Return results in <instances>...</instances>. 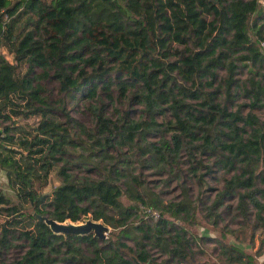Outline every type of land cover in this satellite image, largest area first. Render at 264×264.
Segmentation results:
<instances>
[{
	"label": "trees",
	"instance_id": "1",
	"mask_svg": "<svg viewBox=\"0 0 264 264\" xmlns=\"http://www.w3.org/2000/svg\"><path fill=\"white\" fill-rule=\"evenodd\" d=\"M261 42L264 0H0V264H264ZM30 207L109 232L55 234Z\"/></svg>",
	"mask_w": 264,
	"mask_h": 264
},
{
	"label": "rangeland",
	"instance_id": "2",
	"mask_svg": "<svg viewBox=\"0 0 264 264\" xmlns=\"http://www.w3.org/2000/svg\"><path fill=\"white\" fill-rule=\"evenodd\" d=\"M5 53V52H4ZM6 54V57L8 59H10V57L8 56L7 53ZM50 87V85H49ZM137 108V107H136ZM139 107H138V110H135V112H137V114L139 113ZM70 112L71 114L77 118L80 122L88 125V126H91V119H90V116L89 114L82 108L81 104L78 103V105L74 106L73 108L70 109ZM259 115L263 116V112H258ZM21 120V118H20ZM28 123H33V119H29V121H27ZM145 174H146V178L153 184V183H157L158 186L156 188V190L160 191L161 194H162V197H164L165 199H174L176 197H178L181 193V188L180 186L178 185L177 182H174V181H171V182H168V183H164L163 181V178L159 177V176H155L151 173V171L149 169L145 170ZM209 185L211 187H213V189H219L221 188V183L220 182H217L216 180L213 179L212 176H207L206 177ZM60 184V181L55 177L54 174L51 175L50 177V182L49 184L40 190V192L44 195H47V194H50L58 185ZM191 186V189H190V193L193 195V194H196L197 192V185L196 183H193L190 185ZM0 188H2L5 193L9 196H13L12 195V192H10L9 189H7V184H6V179L4 177V173L3 171L0 170ZM216 191L213 190V191H209V193H207V195H209L210 198H213V195ZM209 202V201H208ZM225 204L226 203H230L232 205V208H234L235 206V198H231L229 199L226 198L225 199ZM31 209L28 208V213H29V210ZM233 212V210H232ZM2 216H4L6 213L4 211L0 212ZM202 213V212H201ZM200 211H199V215L201 214ZM225 216V222L228 224V228L230 229H237L239 226L238 222L240 221V219H235V220H231V217L229 216V214L225 213L224 214ZM186 227L192 231L193 233H196L197 235H205L208 233V235H217L216 231L214 232V234L207 230V229H212L211 227H209L208 225H192V226H188L186 225ZM221 227H223V224L221 222L218 223V227L216 229H220ZM259 235V234H258ZM260 235H259V239L258 237L255 239V242H254V245L252 246L250 243H246V244H243V245H240L243 249L245 250H248V251H255L259 245V240H260ZM226 242H229V243H235L237 244V242H235L234 240V237L232 235H228L226 237ZM213 245L214 243L211 242V241H206L204 242V245L203 247L206 249L207 252H209V254H213ZM264 249V247H263ZM19 253V251L17 249H12L11 252H10V255H8L10 258L14 257L15 255H17ZM264 256V255H263ZM262 259H264V257L262 258H259L260 261H262ZM261 263V262H260ZM259 263V264H260Z\"/></svg>",
	"mask_w": 264,
	"mask_h": 264
},
{
	"label": "water",
	"instance_id": "3",
	"mask_svg": "<svg viewBox=\"0 0 264 264\" xmlns=\"http://www.w3.org/2000/svg\"><path fill=\"white\" fill-rule=\"evenodd\" d=\"M29 213L40 222H44L50 230L55 234L66 235H76L82 236L92 233L94 237L99 239L106 238L109 232V227L104 225L101 221H94L90 218L84 219L82 222H58L45 215H38L33 208L29 210ZM133 260L135 264H140L134 257Z\"/></svg>",
	"mask_w": 264,
	"mask_h": 264
},
{
	"label": "built area",
	"instance_id": "4",
	"mask_svg": "<svg viewBox=\"0 0 264 264\" xmlns=\"http://www.w3.org/2000/svg\"><path fill=\"white\" fill-rule=\"evenodd\" d=\"M261 46L262 48L264 49V42H261ZM146 212V215L149 217V218H152L154 220L158 219L159 218V213H157L156 211H153L151 209H146L145 210Z\"/></svg>",
	"mask_w": 264,
	"mask_h": 264
}]
</instances>
